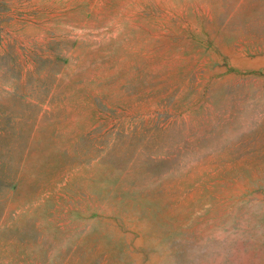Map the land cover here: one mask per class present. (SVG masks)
Instances as JSON below:
<instances>
[{
  "label": "rangeland",
  "instance_id": "obj_1",
  "mask_svg": "<svg viewBox=\"0 0 264 264\" xmlns=\"http://www.w3.org/2000/svg\"><path fill=\"white\" fill-rule=\"evenodd\" d=\"M0 264H264V0H0Z\"/></svg>",
  "mask_w": 264,
  "mask_h": 264
}]
</instances>
